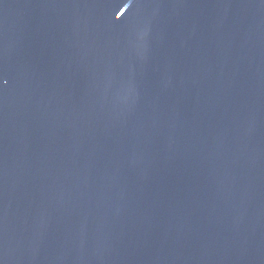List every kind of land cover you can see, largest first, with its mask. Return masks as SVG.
I'll return each instance as SVG.
<instances>
[{"label":"water","instance_id":"95a60500","mask_svg":"<svg viewBox=\"0 0 264 264\" xmlns=\"http://www.w3.org/2000/svg\"><path fill=\"white\" fill-rule=\"evenodd\" d=\"M0 264H264V0H0Z\"/></svg>","mask_w":264,"mask_h":264}]
</instances>
